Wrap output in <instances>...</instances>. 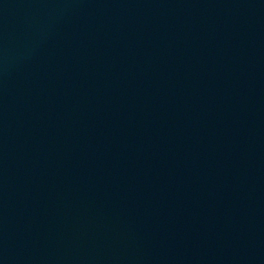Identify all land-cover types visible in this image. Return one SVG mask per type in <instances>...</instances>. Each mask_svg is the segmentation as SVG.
Instances as JSON below:
<instances>
[{
  "label": "water",
  "instance_id": "obj_1",
  "mask_svg": "<svg viewBox=\"0 0 264 264\" xmlns=\"http://www.w3.org/2000/svg\"><path fill=\"white\" fill-rule=\"evenodd\" d=\"M0 264H264V0H0Z\"/></svg>",
  "mask_w": 264,
  "mask_h": 264
}]
</instances>
